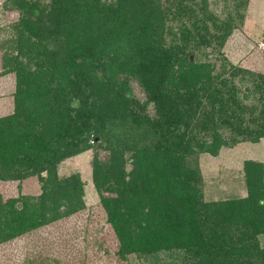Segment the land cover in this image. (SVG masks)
Instances as JSON below:
<instances>
[{
    "label": "trees",
    "instance_id": "16d2710c",
    "mask_svg": "<svg viewBox=\"0 0 264 264\" xmlns=\"http://www.w3.org/2000/svg\"><path fill=\"white\" fill-rule=\"evenodd\" d=\"M32 1L7 4L20 17L10 43L22 51L25 38L35 39L28 46L39 59L33 73L19 67L16 112L0 118V180L37 176L42 190L0 197V243L84 209L79 174L60 178L58 165L97 146L109 156L93 159L92 180L121 257L159 263L167 251L174 264H264L262 163L244 162L245 197L213 203L202 199L197 165L229 139L264 138V73L254 78L257 102L244 108L223 72L190 50L220 48L246 0H221L219 16L206 0Z\"/></svg>",
    "mask_w": 264,
    "mask_h": 264
},
{
    "label": "rangeland",
    "instance_id": "374dc122",
    "mask_svg": "<svg viewBox=\"0 0 264 264\" xmlns=\"http://www.w3.org/2000/svg\"><path fill=\"white\" fill-rule=\"evenodd\" d=\"M8 1L0 0V118H6L16 112V96L24 88L20 81V68L24 69L21 75L26 71L33 73L34 66L31 62L39 59L37 52L30 47L35 39L25 38V43L30 46L25 45L22 51L15 47L18 31L17 27L12 25L17 24L20 17L15 10L7 7ZM36 1L42 6L49 4V0ZM206 1L209 9L219 16L224 9V2ZM241 13V18L231 26L220 48L214 51L211 48L190 47V50L196 61L212 64L213 74L223 72L222 78L227 79L234 87L245 108L257 102L258 93H251L256 90L254 78L258 73H264V0H246ZM12 39L13 45L10 43ZM3 44L8 48L1 47ZM50 49L51 45L48 47V50ZM7 53L17 57L18 67L14 61L7 62L9 60ZM231 68L235 69L233 76ZM129 86L138 102L146 100L136 80H131ZM202 106L204 110V105ZM146 113L154 117L152 104L148 105ZM221 131L222 138L225 140L231 138L228 130ZM227 141L228 145L222 147L217 156L208 154L197 156L202 179L201 196L204 202H223L245 197L247 194L243 168L245 161L261 162L264 172V138L257 143L240 142L235 145H231L232 139ZM108 156L109 151L94 146L61 161L57 170L60 178L74 173L79 174L84 187L85 208L34 229L27 226L26 230L17 233L14 238L0 243V264H174L172 255L167 251L160 255L159 263H152L151 258L144 260L134 254L121 257L118 253V241L113 229L106 222V214L92 180L93 159L97 157L104 161ZM128 157L129 153H126L125 160ZM190 163L194 165L193 160ZM125 168L130 170L129 160H126ZM41 175L45 176V173ZM41 190V182L37 176L21 180H0V197L3 202L9 199L21 201L26 197H37ZM106 190L104 187L103 192H107ZM30 217L28 212V218Z\"/></svg>",
    "mask_w": 264,
    "mask_h": 264
},
{
    "label": "water",
    "instance_id": "95a60500",
    "mask_svg": "<svg viewBox=\"0 0 264 264\" xmlns=\"http://www.w3.org/2000/svg\"><path fill=\"white\" fill-rule=\"evenodd\" d=\"M76 105V104H75Z\"/></svg>",
    "mask_w": 264,
    "mask_h": 264
}]
</instances>
